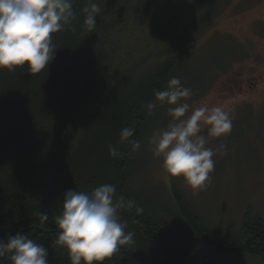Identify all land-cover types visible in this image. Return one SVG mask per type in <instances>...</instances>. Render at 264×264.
<instances>
[{"label":"trees","instance_id":"obj_1","mask_svg":"<svg viewBox=\"0 0 264 264\" xmlns=\"http://www.w3.org/2000/svg\"><path fill=\"white\" fill-rule=\"evenodd\" d=\"M93 2L100 11L88 31L82 11L87 0H73L75 19L53 34L57 53L48 69L35 75L26 67L0 69V239L19 231L47 249L49 264H71L67 250L53 243L64 194L110 183L117 199L135 202L119 210L126 231L135 235L104 264H219L209 251L264 262V220L251 209L239 231L225 236L205 225L175 184L172 200L167 195L155 200L138 188L147 138L161 108L149 115L145 105L175 76L190 46L167 35L153 57L112 70L124 46L110 43V12L126 11L129 3ZM126 127L142 145L131 155L129 144L118 143ZM109 145L118 148L119 157L109 155ZM137 207L143 209L139 215ZM40 212L48 213L46 222ZM191 239L207 253L192 248ZM10 256L0 264H11Z\"/></svg>","mask_w":264,"mask_h":264},{"label":"rangeland","instance_id":"obj_2","mask_svg":"<svg viewBox=\"0 0 264 264\" xmlns=\"http://www.w3.org/2000/svg\"><path fill=\"white\" fill-rule=\"evenodd\" d=\"M128 3L126 11L110 12L114 24L110 43L116 47L115 43L120 42L124 53H128L126 60L124 53L116 52L112 70L132 65L148 54L153 57L166 36L171 35L180 44L190 46L175 74L183 86L192 90L186 102L193 108L222 106L233 119L227 137L209 138L207 147L215 150L223 143L226 154L221 151L214 155L215 167L204 187L194 191L182 178H169L163 171V158L154 157L147 143L138 188L155 200L157 195L172 200L175 184L205 225L221 235L238 232L248 209L264 220V0ZM167 108L164 105L159 109L152 123L153 132L167 127ZM201 134L207 136V129ZM189 244L207 253L194 239ZM209 254L219 264H264L251 256L216 251Z\"/></svg>","mask_w":264,"mask_h":264},{"label":"clouds","instance_id":"obj_3","mask_svg":"<svg viewBox=\"0 0 264 264\" xmlns=\"http://www.w3.org/2000/svg\"><path fill=\"white\" fill-rule=\"evenodd\" d=\"M84 27L92 31L97 25L99 5L87 0L82 9ZM73 0H0V69L13 72L27 68L31 75L48 69L56 51L53 34L61 32L75 19ZM192 90L178 77H171L165 88L154 90V99L145 107L151 115L158 105H167L170 117L166 128L153 132L148 143L154 157L163 158V171L169 178H182L192 190L201 189L209 181L215 167L214 155L223 151L221 143L214 150L207 147L209 138L227 137L233 127L231 114L222 106L192 107L188 102ZM190 113V114H189ZM207 129V136L201 134ZM135 130L123 128L120 144L130 145V155L141 149V141L133 139ZM109 155L119 157L118 148L109 145ZM134 201L116 198V187L102 184L91 192L68 190L62 201V212L55 217L59 229L54 245L65 248L71 264H104L120 246L134 242L135 233L126 231L119 210L132 208ZM137 214L143 212L136 208ZM46 212L39 213L46 222ZM11 253V264H49L47 249L17 232L0 239V258Z\"/></svg>","mask_w":264,"mask_h":264}]
</instances>
